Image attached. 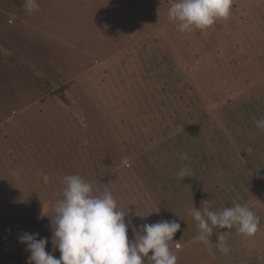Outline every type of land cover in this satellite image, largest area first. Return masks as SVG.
Here are the masks:
<instances>
[{"label":"rangeland","instance_id":"rangeland-1","mask_svg":"<svg viewBox=\"0 0 264 264\" xmlns=\"http://www.w3.org/2000/svg\"><path fill=\"white\" fill-rule=\"evenodd\" d=\"M82 1L91 2L67 0L62 13L61 0H47L51 7L38 18L1 10L8 17H0V111L15 115L0 122V155L18 171V192L38 204L42 189L64 188L55 179L72 175L79 161L104 156L150 161L155 185L169 177L181 204L194 183L170 179L184 163L190 175L206 159L222 165L225 176L236 175L239 153L253 147L248 157L264 164L254 150H264V136L254 134L264 111L256 97L264 90V0H233L230 16L203 30L180 32L172 23L144 38L143 24L160 19L141 10L152 11L150 2L93 0L87 17L75 18ZM74 44L101 46L105 54H84ZM104 58L106 70H87ZM167 160L174 163L169 172ZM245 196L236 201L257 202Z\"/></svg>","mask_w":264,"mask_h":264},{"label":"crops","instance_id":"crops-1","mask_svg":"<svg viewBox=\"0 0 264 264\" xmlns=\"http://www.w3.org/2000/svg\"><path fill=\"white\" fill-rule=\"evenodd\" d=\"M66 1L61 0L62 13L66 10L64 5ZM82 2L83 5L79 8L80 10H77L75 18H86L85 9L92 4L94 5L93 0L91 2ZM128 2L130 0L123 1L124 4ZM141 2L142 4L144 2H150L151 8H153L152 11L148 12L146 11L147 6L145 8L140 6L142 8L141 10L145 11L147 16L152 15V17L154 16L153 18L160 19L153 24L145 22L143 24V30L145 31L139 36L140 38H144L147 32L153 34L165 29L168 24L172 25L173 22L168 19V9L174 1L141 0ZM37 3L39 4L38 15L34 12H27L23 0H0V17H8L7 14L1 13V10L14 9L16 11L13 12L16 13L18 18H26L29 15L30 18H38L41 13L43 14L44 6L47 7L46 9L51 7L47 0H37ZM51 10H54V8ZM138 12L139 10L137 9V15ZM40 18H44L43 15ZM122 20L125 21V16ZM113 21L115 22V19ZM126 24L125 30L129 29V38H131L130 34L133 33L134 22L129 19ZM89 36H93V33ZM123 36L124 32L118 35V30L116 31V39H122ZM92 45L94 44L92 43ZM73 46H76L73 47L76 51L83 52L84 54H105L102 50L97 49V47L101 46L83 47L76 44ZM127 47H129V43H126L121 48H117L115 53L120 54ZM108 61L107 58H104L103 61L100 60L93 65L89 63L90 67L87 70H90L89 68L94 69L95 65L102 67L101 71L106 70ZM79 65L77 66L79 67ZM89 72L92 71L90 70ZM251 79H255V76L253 75ZM259 94L256 97L264 100V90ZM14 115V110L10 112L0 111V122L6 123V120L11 119ZM256 118L264 119V111L260 118L257 116ZM254 134L264 136V132L261 134V131L257 127L254 130ZM252 148L247 154L241 155L239 153V165L236 166V175L234 173L233 175L225 176L222 165L216 162H209L206 159V162L203 163L204 166L194 172L197 174L183 178L184 185L187 186V183H194V185L187 186L189 187L190 193H187V197L184 196L182 198L185 201H182L181 204L179 203V192L176 193L172 187L167 185L170 182L169 177H163L166 185L159 180L158 185H155L154 180L157 175L153 174L155 172L152 173L148 170L150 161H148V164L145 160L141 164L138 161L134 164V159L128 161L122 158L106 160L103 156L101 160L87 159L79 161L78 165L74 167L72 175H79L90 182L94 190L98 189L102 191L105 188L111 190L118 202L119 210L126 213V223L131 222L128 228L129 240L135 239L136 230L144 223L151 224L161 220L178 221L181 227L175 233L171 244V250L178 256L177 264H264V208L261 206L264 204V164L255 162L251 157H248V154H251L253 151ZM254 150L257 153L262 151L264 158V150L262 147L259 149L256 147ZM192 160L196 162L198 158H193ZM106 161H108L107 164L105 163ZM151 163H154V161ZM163 163L169 168L168 172L174 168L173 162L167 160ZM187 165L184 163L180 167L187 168ZM25 172L27 175V171ZM17 178L18 171L14 169L12 164L4 156L0 155V248L8 250V253L0 254V264H27L30 253L26 251L25 245L20 243L18 239L24 232L39 233L38 238H47L46 251L52 252L54 257L59 258L60 252L54 249L51 240L52 228L50 217L54 216L52 209L56 201L62 199L63 189L53 190L52 194H50V192H46V190L41 188L43 192L41 190L40 193L42 194L39 197L44 201H38V204H34L31 197H28L23 191L18 192ZM175 178L177 176L173 175V178L170 180ZM55 181L58 184H63V180L59 182L60 177L55 179ZM180 188L178 187L177 189ZM247 191L249 192V196L243 198H252L257 201L252 206L246 207L259 217L258 231L251 237H245L239 234L235 227L232 229H213L210 237L212 242L208 245L202 243L198 237L196 222L190 215V209L193 206L197 209L207 206L211 210L221 211L225 207H231L238 203L236 199H240L241 193L244 194ZM20 199L23 201H20ZM205 201H207L206 205ZM146 215L148 216L140 217ZM38 216H41L40 220L37 219ZM223 232H226L225 243L230 249L228 254H223L217 248L216 242L218 235ZM145 264H150V262L145 260Z\"/></svg>","mask_w":264,"mask_h":264},{"label":"clouds","instance_id":"clouds-1","mask_svg":"<svg viewBox=\"0 0 264 264\" xmlns=\"http://www.w3.org/2000/svg\"><path fill=\"white\" fill-rule=\"evenodd\" d=\"M232 3L233 0H175L168 9V19L180 32L203 30L218 19H227ZM23 4L29 13L39 9L37 0H23ZM255 125L264 130V119L256 120ZM179 155L182 160L188 158L187 153ZM176 175L181 181L190 177L187 168ZM62 182V199L52 209L54 216H49L52 244L60 256L56 258L46 251L47 238L24 232L18 239L30 253L27 264H145V260L150 264H177L178 256L171 250V244L181 227L178 221L144 223L136 230L135 239L129 240L131 222L126 223V213L119 210L111 190H94L79 175H65ZM190 215L196 222L199 240L205 245L212 242L213 229L235 227L239 234L251 237L259 226V217L239 203L221 211L193 206ZM225 235L226 232L219 233L216 243L219 251L228 254Z\"/></svg>","mask_w":264,"mask_h":264}]
</instances>
